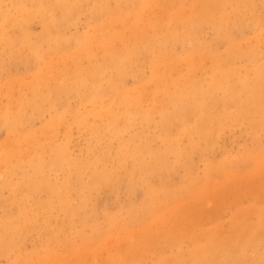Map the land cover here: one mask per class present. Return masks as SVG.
<instances>
[{
	"label": "bare ground",
	"instance_id": "obj_1",
	"mask_svg": "<svg viewBox=\"0 0 264 264\" xmlns=\"http://www.w3.org/2000/svg\"><path fill=\"white\" fill-rule=\"evenodd\" d=\"M82 15L87 30L71 32ZM32 58L38 68L27 88L16 90L10 79L3 88L0 79L9 98L0 128L15 139L0 160V257L15 253L12 264H34V253L24 251L32 232L46 229L49 247L37 261L46 264L76 219L91 228L76 233L91 247L113 230L153 223L214 176L264 166V0H0V70L10 74ZM35 115L44 118L36 131L29 128ZM73 125L92 136L84 160L70 151ZM237 125L248 126L254 147L236 160H208L197 177L194 156ZM57 168L65 176L53 183ZM181 171V185L168 187ZM122 187L141 201L125 214L107 213L100 230L90 216L97 195ZM256 213L237 234L196 238L186 253L156 264H264V206Z\"/></svg>",
	"mask_w": 264,
	"mask_h": 264
},
{
	"label": "rangeland",
	"instance_id": "obj_2",
	"mask_svg": "<svg viewBox=\"0 0 264 264\" xmlns=\"http://www.w3.org/2000/svg\"><path fill=\"white\" fill-rule=\"evenodd\" d=\"M32 27L35 32L41 28L39 22L33 23ZM86 30L85 15H82L77 24L70 29L73 33H82ZM203 38L208 41L213 39V32L208 27L203 29ZM31 60L32 64H17L10 74L9 71L0 70L1 82H7L3 88L8 87V79L15 80L14 88L16 90H18L17 88H27L25 85L33 81L38 68V64L34 62L35 59ZM145 70L148 71V68ZM4 73L5 75H3ZM130 81L128 80L129 85H133L135 78L131 77ZM8 100L9 98L2 90L0 92V107L7 105ZM44 113L47 118L49 112ZM43 119L35 115L29 123V128L34 131L38 130ZM139 129L140 123L137 122L135 131ZM57 139H59L58 141L65 139L64 128H60ZM92 141V136L87 132L79 129L76 125L71 127L69 146L74 158L77 160L86 159ZM14 143V134L1 127L0 160L5 157ZM255 143L247 125H237L223 132V135L219 136L213 148L204 157L194 156V174L202 178L206 164L209 163L208 160H236L254 147ZM159 144V141L154 142V145ZM24 147H26L25 144ZM64 176L65 172L57 168L50 172V181L59 183L64 179ZM181 176H183L182 171L175 178H167L168 187L178 188L181 185L182 180L179 178ZM1 177L0 167V179ZM211 180L210 186L202 185L196 192L183 194L175 201L168 203L163 210L156 214L153 223V219L143 220L124 232L113 230L101 239H96L95 244L90 245L91 247L87 245L88 238L87 240L82 239L76 234L80 230L89 235L91 228L85 226L83 221L76 219L74 229H70L66 234L65 243L51 245L49 249L51 253L47 257L46 264H124L131 263L135 257L139 258L143 264H156L163 256H170L176 252L186 253L196 238L200 241L211 237L225 239L254 223L257 219L256 210L264 206V166L258 168L246 164L236 168L227 176L219 174L217 177H212ZM119 191L114 193L99 192L96 203L91 207V220L100 230H105L107 213L125 214L128 208L141 201L142 195L138 191H130L126 187L120 188ZM5 195H8V191H5ZM146 227L147 229H145ZM142 232H145L144 240L147 242L139 241ZM48 242L45 228L29 235L24 251L34 253V264H39L37 263L38 258L46 252L49 247ZM132 256L134 257L132 258ZM18 260L16 254L12 253L0 257V264H12Z\"/></svg>",
	"mask_w": 264,
	"mask_h": 264
}]
</instances>
